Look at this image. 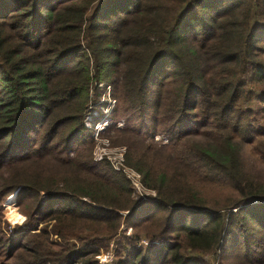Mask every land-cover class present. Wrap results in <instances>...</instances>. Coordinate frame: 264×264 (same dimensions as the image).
Listing matches in <instances>:
<instances>
[{
    "label": "trees",
    "instance_id": "trees-1",
    "mask_svg": "<svg viewBox=\"0 0 264 264\" xmlns=\"http://www.w3.org/2000/svg\"><path fill=\"white\" fill-rule=\"evenodd\" d=\"M107 86L144 203L92 161ZM241 143L264 162V0H0V264H264Z\"/></svg>",
    "mask_w": 264,
    "mask_h": 264
},
{
    "label": "built area",
    "instance_id": "built-area-1",
    "mask_svg": "<svg viewBox=\"0 0 264 264\" xmlns=\"http://www.w3.org/2000/svg\"><path fill=\"white\" fill-rule=\"evenodd\" d=\"M99 87H103L100 85ZM116 106V100L111 96V87L107 86L104 89L103 96L97 106L90 105L84 120V127L92 132L93 163H101L108 161L112 170L121 173L129 182L132 196L137 198L138 201H146L149 197H155V192L144 187L142 184L141 175L134 169L125 165V147L110 148L108 141L104 138L107 129L113 125L110 120L111 114ZM100 111L103 112L101 120L98 119ZM117 125V128H121ZM105 139V140H104ZM164 142H166L164 140ZM146 244V243H145ZM101 262L111 260V254L96 257Z\"/></svg>",
    "mask_w": 264,
    "mask_h": 264
},
{
    "label": "rangeland",
    "instance_id": "rangeland-1",
    "mask_svg": "<svg viewBox=\"0 0 264 264\" xmlns=\"http://www.w3.org/2000/svg\"><path fill=\"white\" fill-rule=\"evenodd\" d=\"M102 115H103V112L100 111V115H98L99 120H101ZM118 117L119 116H115V118H114V115H111L110 120L112 121L113 125L110 126L107 129L106 133L104 134V138H106V140L108 141L110 148L124 147V146H113L111 143L113 136H115L113 134H115L116 131H118L124 127V123H123L122 119L118 120ZM121 124L123 126H121V128H117V125H121ZM198 139L201 140L202 138H198ZM155 141L158 143L165 144V142L162 141V139H160V137H156ZM202 141H204V140H202ZM239 150H240L241 156H242L243 160L245 161V163L247 164V166H249V168L253 172H256V174L260 175L262 177V179L264 180V162L261 161V159L258 155V151H256L257 150L256 147L253 144L250 145V144H242L241 143V144H239ZM104 162H107L109 164L108 161H104ZM109 166H110V164H109ZM13 196L6 199L5 203L3 204V209L1 211V214H2L1 219L2 220H1L0 226L3 229H5L4 225H8L7 229L3 230V232L6 233V236H9V237L14 235L13 234L14 228H16L17 226L22 227V223L25 221L24 215L18 210V207L16 206V197H15V195H13ZM151 198H154V197H149L146 201H138L137 198H134V200H136L137 204H140V203L147 202ZM5 223H7V224H5ZM123 229H125V228H123ZM10 231H11V233H10ZM131 232H132V229L128 228L127 229V235L131 234ZM147 244L148 243L145 241L142 242V245H144V246H146ZM152 244L157 245L158 243L152 242ZM111 248H112V246H111ZM112 262H113V254H111V260H108L107 262H101L100 261V263H103V264H109V263L112 264ZM215 264H217V263H215Z\"/></svg>",
    "mask_w": 264,
    "mask_h": 264
},
{
    "label": "bare ground",
    "instance_id": "bare-ground-1",
    "mask_svg": "<svg viewBox=\"0 0 264 264\" xmlns=\"http://www.w3.org/2000/svg\"><path fill=\"white\" fill-rule=\"evenodd\" d=\"M14 197V196H13ZM8 202V201H7ZM11 202V201H10ZM10 207V206H9ZM15 217V216H14Z\"/></svg>",
    "mask_w": 264,
    "mask_h": 264
}]
</instances>
